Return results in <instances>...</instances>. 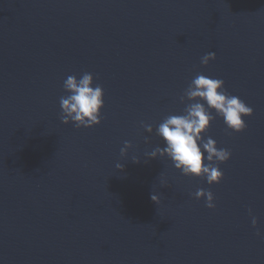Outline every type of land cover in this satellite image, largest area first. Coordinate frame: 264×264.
<instances>
[{
  "label": "water",
  "instance_id": "95a60500",
  "mask_svg": "<svg viewBox=\"0 0 264 264\" xmlns=\"http://www.w3.org/2000/svg\"><path fill=\"white\" fill-rule=\"evenodd\" d=\"M84 72L91 129L60 120ZM197 74L253 110L241 133L212 121L231 158L211 186L146 157ZM0 264H264V0H0Z\"/></svg>",
  "mask_w": 264,
  "mask_h": 264
},
{
  "label": "clouds",
  "instance_id": "9594fccd",
  "mask_svg": "<svg viewBox=\"0 0 264 264\" xmlns=\"http://www.w3.org/2000/svg\"><path fill=\"white\" fill-rule=\"evenodd\" d=\"M214 52L201 57V65L207 67L215 61ZM67 95L60 98V120L64 125L72 124L77 129H91L101 124V110L104 108V91L100 84L95 83L89 72H84L77 78L69 75L63 81ZM185 103L183 114L168 115L156 128L155 134L161 138L163 147L157 146L146 153L148 159L167 158L174 168L187 177L206 179L209 186L219 184L223 173L219 165L231 158V152L226 148H218L216 141L205 136L216 116L222 118L226 128L235 133H241L246 128L245 117H251L253 110L238 96L230 94L224 81L204 74H197L189 83L183 95L179 98ZM215 113V116L213 115ZM145 131L153 133L151 125H143ZM132 145L125 141L121 148V156H127ZM139 163L138 158H132ZM117 170H123V165L116 164ZM163 186V182H162ZM197 200L204 199L208 209H214V195L211 191L197 189L194 193ZM151 200L159 205L157 194L151 195ZM251 216V210H249ZM252 226H257V219L252 216ZM257 236H261L258 231Z\"/></svg>",
  "mask_w": 264,
  "mask_h": 264
}]
</instances>
